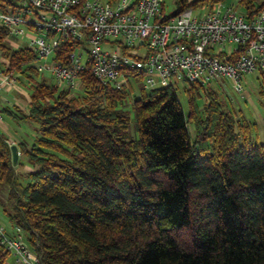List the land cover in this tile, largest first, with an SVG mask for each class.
I'll return each mask as SVG.
<instances>
[{"label": "trees", "instance_id": "trees-1", "mask_svg": "<svg viewBox=\"0 0 264 264\" xmlns=\"http://www.w3.org/2000/svg\"><path fill=\"white\" fill-rule=\"evenodd\" d=\"M221 0H175V15ZM252 17L264 0H240ZM12 0H0L8 11ZM0 49L19 65L29 48ZM79 41L65 40L67 62ZM85 95L32 83L29 110L9 111L38 123L21 140L31 169L13 163L0 133L2 210L26 231L40 264H264V141L257 124L229 108L222 92L189 82L185 112L173 87L141 91L126 109L130 86L103 85L87 65ZM259 93L264 106V79ZM193 124L194 134L191 133ZM132 127L135 134L132 133ZM19 161V160H18ZM29 239V240H28ZM9 252L0 244V264Z\"/></svg>", "mask_w": 264, "mask_h": 264}, {"label": "built area", "instance_id": "built-area-1", "mask_svg": "<svg viewBox=\"0 0 264 264\" xmlns=\"http://www.w3.org/2000/svg\"><path fill=\"white\" fill-rule=\"evenodd\" d=\"M14 2L8 11L0 7V28L24 38L36 68L71 89L82 86L80 73L87 65L103 85L116 88L140 81L145 89L177 91L180 84L197 82L204 91L223 92L229 80L245 96L247 74L264 79V8L249 17L239 3L221 0L170 16L165 0ZM67 39L81 45L63 62L55 51ZM18 87L16 69L0 54V90ZM0 244L14 257L9 264H40L24 233L0 225Z\"/></svg>", "mask_w": 264, "mask_h": 264}, {"label": "rangeland", "instance_id": "rangeland-1", "mask_svg": "<svg viewBox=\"0 0 264 264\" xmlns=\"http://www.w3.org/2000/svg\"><path fill=\"white\" fill-rule=\"evenodd\" d=\"M239 1L240 0H224L226 5L232 3L238 4ZM12 2H14V0H12ZM239 9H243V7L241 6V8L239 7ZM175 10V0H165V13L170 15ZM23 40L24 38L22 37L8 35L5 38L4 43L11 49H18L20 47L29 48L26 46V43H24L25 40ZM29 49L33 51L31 48ZM0 54L9 58L4 49H0ZM12 65L16 69L18 85L22 86L24 90H30V86L32 85V83L41 81L42 79H44L50 84L57 85L59 90L69 89L67 86L55 79L48 70L39 71L36 68V60H34L33 62H27L26 64L20 63L19 65H15L12 63ZM260 79L261 78L259 76V73L257 72H252L246 75L244 80L245 96L234 91L231 82L228 80L226 81L225 90L222 92V94L227 99V102L230 105L229 108H232L242 113L250 121L255 122L257 124V132L255 134L259 136V139L261 141H264V106L259 93ZM128 85L130 86V88L128 89L130 91V94L129 98H127L126 101V109L131 110V103L135 99V97L141 94V91L143 90V84L140 81H134L133 85L131 83H128ZM187 87L188 86L185 84H180L177 89V95L182 103L185 112L189 110L188 95L185 91ZM71 90H73V93L76 95H85L83 86L78 85L76 89ZM206 91H203L202 96L198 97V103L200 106H203L208 102L207 93H205ZM17 94L18 92L16 89L0 90V116L3 117L0 128L2 129V134L5 137L11 138L15 142H18L20 140L31 141L37 135L38 123L28 119H16L9 111L5 110L6 107L12 110L15 107L16 103H18V101L22 103L21 105H24L26 103V101L23 100L20 96L18 97ZM190 130L191 133L194 134V128L192 123H190ZM132 133L135 134L133 127ZM18 160L19 161L17 162H19L20 165L16 166L17 172L22 177V180L25 181L22 172L29 170L32 167L30 164L27 163L25 155L19 154ZM3 218L6 217L3 216ZM0 224L5 225L7 231L9 233H12V230L8 229L11 226L8 225V221L6 219L0 218ZM17 227L18 226H16V228ZM16 233H24L26 238H28L29 236L26 231L22 230L19 227ZM10 260H12V257H10Z\"/></svg>", "mask_w": 264, "mask_h": 264}, {"label": "crops", "instance_id": "crops-1", "mask_svg": "<svg viewBox=\"0 0 264 264\" xmlns=\"http://www.w3.org/2000/svg\"><path fill=\"white\" fill-rule=\"evenodd\" d=\"M16 90L18 92L17 96L18 97L20 96L23 100L26 101V103L25 104L23 103L24 105H21L22 103L18 101V103H16L15 107L12 110L17 111L18 109H20V110H23V111L27 112L29 110V101H30L29 90H24V88L22 86L16 88ZM2 120H3V117L0 118V126H1ZM1 130L2 129L0 128V133H2ZM7 140L13 141L11 138H7ZM20 141H18V142L14 141V142H15V144L18 145L20 143ZM29 142H31V141H29ZM18 149H19V145H18ZM6 200H7V191H4L3 193H0V218L1 219H6L8 221V225L11 226L8 229L12 230V234H16V232L18 230V227L16 228V226L9 219H7L6 215L3 213V210H2L3 209L2 208V201H6ZM3 216H5L6 218H3ZM0 225L4 226L6 228L5 225H3V224H0ZM10 257H12V260H10ZM13 260H14V257L12 255L8 254V256L6 258V261H5V264H9Z\"/></svg>", "mask_w": 264, "mask_h": 264}, {"label": "water", "instance_id": "water-1", "mask_svg": "<svg viewBox=\"0 0 264 264\" xmlns=\"http://www.w3.org/2000/svg\"><path fill=\"white\" fill-rule=\"evenodd\" d=\"M13 163H17L19 156V149L17 144L11 146Z\"/></svg>", "mask_w": 264, "mask_h": 264}]
</instances>
